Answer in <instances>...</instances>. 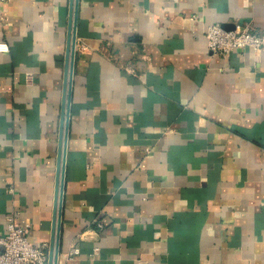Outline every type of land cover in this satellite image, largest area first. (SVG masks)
Instances as JSON below:
<instances>
[{
    "label": "crops",
    "instance_id": "obj_1",
    "mask_svg": "<svg viewBox=\"0 0 264 264\" xmlns=\"http://www.w3.org/2000/svg\"><path fill=\"white\" fill-rule=\"evenodd\" d=\"M68 9L0 0V234L13 216L34 244ZM212 23L264 34V0H79L58 264H264V49L213 53Z\"/></svg>",
    "mask_w": 264,
    "mask_h": 264
},
{
    "label": "built area",
    "instance_id": "obj_2",
    "mask_svg": "<svg viewBox=\"0 0 264 264\" xmlns=\"http://www.w3.org/2000/svg\"><path fill=\"white\" fill-rule=\"evenodd\" d=\"M207 46L213 53L226 55L237 49H264V34L253 32L248 26H236L225 29L219 23L209 24L205 31ZM8 49L6 43L0 42V51ZM98 230L103 228L99 221ZM29 228L15 223L14 217L7 218L6 232L0 234V264H47L48 242L34 244L28 239ZM96 251V250H95ZM79 253L77 246L71 247L66 258Z\"/></svg>",
    "mask_w": 264,
    "mask_h": 264
},
{
    "label": "water",
    "instance_id": "obj_3",
    "mask_svg": "<svg viewBox=\"0 0 264 264\" xmlns=\"http://www.w3.org/2000/svg\"><path fill=\"white\" fill-rule=\"evenodd\" d=\"M79 0H69L67 42L65 53V68L61 103V117L58 140L57 168L55 177L52 229L48 249V263L58 264L60 248L61 218L63 210V191L65 177V162L67 138L70 121L72 78L76 53L77 16ZM225 29H234L235 26H224Z\"/></svg>",
    "mask_w": 264,
    "mask_h": 264
}]
</instances>
